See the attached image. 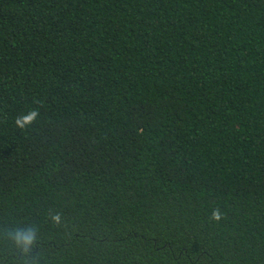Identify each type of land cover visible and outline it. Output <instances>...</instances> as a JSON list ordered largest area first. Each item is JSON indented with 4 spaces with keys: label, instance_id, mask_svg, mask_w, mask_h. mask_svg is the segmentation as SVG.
Listing matches in <instances>:
<instances>
[{
    "label": "trees",
    "instance_id": "obj_1",
    "mask_svg": "<svg viewBox=\"0 0 264 264\" xmlns=\"http://www.w3.org/2000/svg\"><path fill=\"white\" fill-rule=\"evenodd\" d=\"M28 225L39 264H264V0H0V232Z\"/></svg>",
    "mask_w": 264,
    "mask_h": 264
},
{
    "label": "clouds",
    "instance_id": "obj_2",
    "mask_svg": "<svg viewBox=\"0 0 264 264\" xmlns=\"http://www.w3.org/2000/svg\"><path fill=\"white\" fill-rule=\"evenodd\" d=\"M36 103L39 102L37 101ZM39 116L40 112L38 108L30 109L26 113L15 118V127L22 131L26 130L37 122ZM223 218L224 214L220 209L215 208L212 210L210 219L213 222H219ZM48 219L55 226H60L63 222L61 212H50ZM0 239L10 242L11 246L16 250L18 253V264H39L37 256H32L33 251L39 243L38 228L35 225L6 228L3 232H0Z\"/></svg>",
    "mask_w": 264,
    "mask_h": 264
}]
</instances>
